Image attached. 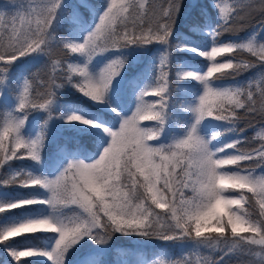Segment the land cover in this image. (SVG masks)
I'll list each match as a JSON object with an SVG mask.
<instances>
[{"label":"snow or ice","instance_id":"obj_1","mask_svg":"<svg viewBox=\"0 0 264 264\" xmlns=\"http://www.w3.org/2000/svg\"><path fill=\"white\" fill-rule=\"evenodd\" d=\"M182 4L183 0L100 4L13 0L14 15L6 18L0 12V98L12 84L13 66L22 58L45 57L47 69L43 78L25 76L16 81L11 107L0 100V189L46 193L19 198L0 194V216L47 209L46 215L13 218L0 225V245L15 264L33 257L66 264L73 253L82 255L81 264H105L109 241L117 235L142 238L138 245L160 241L185 250L178 259L157 253L143 264H230L234 255L248 257L245 264H264V0H211V8L201 11L205 16L215 9L217 18L214 27H205L211 41L205 50L171 43ZM80 9H90L94 16L83 40L59 35L61 19L75 18ZM237 24L241 29L251 25V31L222 41ZM152 44L164 47L156 74L137 95L131 115L117 113L118 127L106 126L95 116L54 112L58 90L66 84L93 102L105 100L125 60L116 56L92 72L90 64L96 56ZM177 49L197 54L208 66L203 72L177 66L175 79L197 82L200 94L185 106L192 119L184 134L156 145L153 142L160 138L172 106L170 57ZM254 69L259 75L244 82L218 83L235 81ZM33 112L46 113L47 118L29 134L26 128ZM54 117L88 125L81 131L106 135L108 142L90 160L70 152L66 143L54 175L33 171L44 163L48 126ZM205 120L230 125L226 131L235 132L237 138L215 146L213 141L223 133L202 135ZM241 120L259 127L255 137L249 138L238 127ZM16 161L31 166L14 167ZM37 234H54L53 246H13L16 238L39 239Z\"/></svg>","mask_w":264,"mask_h":264},{"label":"trees","instance_id":"obj_2","mask_svg":"<svg viewBox=\"0 0 264 264\" xmlns=\"http://www.w3.org/2000/svg\"><path fill=\"white\" fill-rule=\"evenodd\" d=\"M70 3L75 4L77 0H69ZM104 0H92L93 4L103 3ZM16 3H27V0H16ZM202 8H211V0H183L181 12L177 17L176 24L173 30V36L171 43L177 42L182 44H188L190 47L201 49L208 43L209 37L206 34L205 27H214L217 18L215 9H212L207 15H201ZM17 8L13 5V0H0V12L6 14V18L14 15ZM94 25V16L92 10L80 9L79 14L71 19H61L58 25V34L80 41V36L84 30L90 31ZM251 25L245 26L241 29L239 24L234 25V32L225 33L221 38L222 41L231 39L234 35H245L251 31ZM264 37V33H261ZM147 50H144L141 46L132 45L127 48L116 52V56H120L125 60L124 69L121 71L120 83L114 89L108 91L105 101L109 104L108 109H103L95 105L90 99L85 98L77 91L71 84H66L64 87L58 90L57 104L54 112L68 113L75 112L82 115L87 119L92 117H98L104 121L105 125H117V112H113V109L120 111H126L133 102V98L129 96L130 90L139 86L141 83H149L151 78L156 74V65L159 62V57L164 51V47L159 44H152L145 46ZM110 54H102L96 56L94 59L97 62L107 63ZM74 61L83 62L80 57H73ZM219 59V57L217 58ZM46 58L39 56H30L22 58L12 68L13 81L9 88L5 91V96L0 98L3 104L11 107L14 104V89L17 80H22L25 76H37L43 78L47 71L45 67ZM208 61L202 57L190 56L187 52L179 49L171 52L170 68L171 77L173 81V91L171 102L172 106L169 111V116L165 122L164 129L160 135V138L153 142L156 145L170 143L174 138L184 134L187 123L191 119L190 112L185 111V105L193 101L195 95L201 90L200 85L197 82L188 80H176L175 71L178 65H185L187 69L202 71ZM92 67V62L90 68ZM257 70L251 72H245L241 76L237 77L235 81L224 80L218 82L220 85H228L236 82H244L252 76H258ZM150 99V98H148ZM104 115H101V114ZM111 117H116L113 121ZM46 113L33 112L29 116L28 126L26 132H35L39 129V126L43 124L46 119ZM147 123V122H146ZM259 121H252V125H258ZM151 126V125H149ZM59 128H52L48 126V139L45 142V149L43 152L44 163L42 166L32 168L33 171L43 173L45 175H51L57 170V160L63 159L60 153V148L64 147L67 143L69 151L77 154L79 158H85L89 160L99 154L101 150V144L105 143L106 135L101 138L99 133H87L81 131L86 128L77 124H63ZM230 125L224 122H218L214 120H205L200 126V131L203 134L211 136L215 132L223 133L220 135L213 144L215 146H222L231 142L237 138L235 132L226 131ZM239 128H244L245 135L249 138L255 137L256 133L260 131L259 127L248 126L244 120H241L238 124ZM258 142V138H257ZM23 162H13L14 167L31 166V162L28 165H22ZM0 194H3L12 198L27 197L29 195L45 196L42 190L39 189H0ZM47 209L41 207H35L28 210H16L14 213L0 216V225L10 223L13 218H23L24 216H38L46 215ZM39 239H25L23 237L16 238L17 241L13 243L15 247L33 246L38 248H49L53 244L54 234H37ZM142 238H128L119 237V235L113 237L109 244L111 245V251L103 259L105 264H115L118 259L122 260L124 264L138 263L143 264V261L150 260L157 253H163L167 258L178 259L182 255L184 249L179 245L171 243L165 244L160 241H148L142 242L139 245L137 241ZM83 243V241L81 242ZM91 245V241L88 242ZM79 247V246H77ZM216 254L214 253L213 256ZM28 259V260H25ZM82 255L73 253L70 254L66 264H81ZM248 257L245 256H232L230 264H245ZM21 264H49V261L45 257L40 258H22ZM0 264H15V261L5 251V246L0 245Z\"/></svg>","mask_w":264,"mask_h":264},{"label":"rangeland","instance_id":"obj_3","mask_svg":"<svg viewBox=\"0 0 264 264\" xmlns=\"http://www.w3.org/2000/svg\"><path fill=\"white\" fill-rule=\"evenodd\" d=\"M87 32H88V31H86V30H84V31L82 32V34H81V36H80V41L83 40V38H84V36L87 34ZM210 44H211V41H210V39H209L208 43L205 44V45L201 48V50H205V49H207V48L210 46ZM143 48H144V50H147V47L144 46ZM117 52H119V51H117ZM185 52H187L190 56L200 57V56H198L197 54H195V53H193V52L186 51V50H185ZM108 53L110 54L109 60L115 58V55L117 54V53L114 52V51L106 52V54H108ZM109 60H108V61H109ZM105 64H106V63L97 62L95 59H93V61H92V67L90 68V70H91L92 72H97V71H98L99 69H101ZM181 66L184 67V68H186L185 65H181ZM207 66H208V63H207V65H206V67H205L202 71H200V72L205 71L206 68H207ZM193 82H195V81H193ZM119 83H120V77L117 76V77H115L114 80L112 81V84H111V86H110V90H112V89H114L116 86H118ZM145 84H147V82H146V83H145V82H144V83H141L139 86H137V87L133 88L132 90H130V92H129L128 94H129V96H131V97L133 98V102H132V104L130 105V107H128V109H127L126 111H123V110L118 111V110H116V112L119 113L120 116L131 115L132 111H134V109H135V107H136V104H137V99H136V97H137V95L139 94V92L142 90V88L145 86ZM199 94H200V91L195 95V97L198 96ZM195 97H194L193 101L190 102V103H193V102L195 101ZM92 102H93V101H92ZM93 103H94L95 105H97V106L103 108V109H108V108L110 107L109 104H108L105 100H104L102 103H98V102H93ZM190 103H187L185 106H187V105L190 104ZM190 114H191V113H190ZM84 118H86V117H84ZM86 119H87V118H86ZM191 119H192V114H191ZM191 119H190V121L187 123L186 127L191 123ZM69 123L77 124V125L82 126V127H89L88 125H82V124H79V122H67L65 119H57V118H55V117H54V119H53L52 121H50V126H52V128L56 127V128H59V129H60V127H59L60 125H63V124H69ZM116 123H117L116 126L118 127L119 117H117V121H116ZM106 126L111 127L112 125H106ZM200 132H201V131H200ZM27 133L32 134V133H34V132L30 131V132H27ZM201 134L204 135L205 137H210L209 135H207V134H203L202 132H201ZM182 135H183V134H182ZM182 135H179V136H177L176 138H179V137L182 136ZM107 142H108V137L106 136V141H105V143H104L103 145H106ZM89 160H90V159H89ZM54 174H55V172L52 173L51 175H54ZM51 175H50V176H51ZM54 239H55V238H54ZM54 239H53V244H54ZM53 244H52L51 246H49V249L53 246ZM36 258H40V257H36ZM41 258H42V257H41ZM115 264H124V263L122 262V260L118 259L117 261H115ZM130 264H138V263H130Z\"/></svg>","mask_w":264,"mask_h":264}]
</instances>
